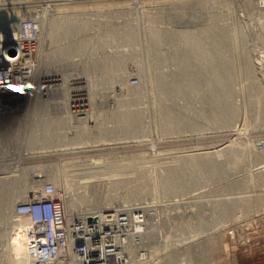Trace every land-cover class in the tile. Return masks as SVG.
<instances>
[{
  "label": "rangeland",
  "instance_id": "1",
  "mask_svg": "<svg viewBox=\"0 0 264 264\" xmlns=\"http://www.w3.org/2000/svg\"><path fill=\"white\" fill-rule=\"evenodd\" d=\"M59 1H61V2H59ZM73 1H77V0H53L51 2V4H53V5H57V4L59 5L60 4L63 6L64 5L71 6V5L76 4V6H78V7L84 6V8L86 10L82 8V10H84V12H85V14H83V15L86 17V19H87V17L91 18L93 20L96 19L94 22L95 24L91 26V23H89L87 25V23L84 21L86 19L82 15L83 17H81V20L80 19L79 20L81 21L82 24H86V27H87V28L82 27V29H81L82 34H80L81 33V31H80V32H77L75 34L74 33L71 34L72 37L71 36L69 37V35H68V38H66V36H67L66 35L63 37L64 39L62 37L57 39L56 40L57 44H55V45L54 44H45V46L48 45V47H45L43 45V47H45L46 50L51 49V48L54 49V47L56 50L57 49L56 46H58V48H61V47H62L61 49L64 48L65 52H64V50H60L62 54H58V50L53 51V49H52L51 51L53 52V54H54V52L55 53L57 52V54H55L53 56H51L52 52H51V54H49L48 64H46L45 67H41L40 72L45 70V69H49V70L53 71L56 68V70H59L63 73H67V74L70 73V75H73V74L78 75L79 74V75H81L79 77L86 78V79L80 78L79 79L80 82L78 80L74 81V82H77V84H75V86L79 87L80 95L77 98H80L82 100V102L80 103L81 106L79 105L77 107H72L73 103L69 102L71 100V99L69 100V97H70L69 90H68L67 86H64L65 90L62 88V79H60L59 76L55 77V78L48 79V80H46V77L41 78L42 77L41 76L40 77L41 79H39V82H40L39 85L42 87V89H41V87L39 88L38 84L36 85V81H35L33 83V85L31 86V88L29 86L28 88H26V90L20 89L18 91L19 93H17L19 95H16L13 98L5 100L3 97H0V132H1L0 133V148H1V150H0V152H1L0 153V165H1V161H3L2 159H4V161H5V159L7 160V158H9L10 161L7 160L6 163L4 161H3L4 163L2 162L4 164V166L11 163L10 165L11 166L13 165V167H15L16 169H17V167L19 168L21 166L22 167L26 166L28 168L27 173H24V174L19 173L18 171H12L11 170V171H8L7 174L1 176L0 180L2 177L5 178L7 176V180L9 182L6 181V185L4 187V190H0V191H6L8 193H13V194L18 193V195H19L20 192L22 191L21 190L22 187H25L24 185L28 184L27 182L29 181V178L33 177L32 175H38V174L42 175V179H43L44 183L45 182L53 183L54 181L52 180L51 176L55 172H52V171H56V170L58 171V172L57 171L56 172L59 173V175H61V179H66L69 182H71L72 179L69 180L70 177L65 176L66 175L65 171L67 170L66 168H68L67 166H69V165H66L65 162L67 163V162H69V160H70V162H72L74 159L76 161H80V159L86 160V159L97 158V157L107 158L109 156L110 157L118 156V157L125 158V157H129L131 155H136V154L139 155L140 153L141 154L145 153V156L148 154L147 158L150 159V157H153V155H154V157H153L154 160L152 161V163L148 162L149 159H148L147 163H144L147 167H150V168L152 167L151 169L149 168L152 171L151 172L152 175L150 174L149 170H146L147 167L144 164H142V165L139 164V165L146 167V169H144V167L141 168L138 164L136 166H137V168L139 167L138 170H140V171L144 170L143 173L145 174V179H144L143 173H142L143 176L142 175L140 176L141 172L139 173L138 170L132 169L136 172L130 170L131 168L134 167L133 165H132L133 167H131V166H130V168L127 167L125 169L126 170L128 169L127 171H129V173L131 171L134 173L129 174L124 169L127 173L124 172L125 173L124 179H123L124 176L121 174V177H122L121 180L122 181H119L120 178L119 177L117 178L118 175L116 177L111 178L112 180H113V178H115V180L117 179L119 181L120 185L118 184V187H117L118 189L116 187H112L111 184L108 185L110 183L109 181H112V180H108L106 185H102L103 188L101 186V188H98L96 190H83V188L81 187V185H83V184L81 182H80V184H78L79 180L75 181L76 183L74 181H72V182H74V183H72V186L76 185L75 187L71 186L70 187L71 189L69 190V194L71 195V198L74 199V202L76 204L75 205L76 209L74 211V214H75L74 217L79 218L82 215V213L86 209V206L88 203L87 199H89L90 196H93L98 192H101V193L103 192L107 195H110L112 193L114 194V191H111L114 189V190H117V192L115 191L116 193L120 192L119 194H121V190L123 193V191H124L123 189H125V188H126V190H132L134 187H138L140 190H144V189L145 190H152L151 186L153 185V188L155 190H159V191H157V193L153 194V195L148 194L146 197L147 198L152 197L154 199L164 201V202H162L164 204V207H163L164 209L162 211V215L168 221V224H166V231H171V233L173 234V231L181 230L184 232L185 231L188 232V234H196V232L194 231L193 223L195 221L197 223V220H194V222H193L192 219H195V218H193L191 216H189V217L192 219H190L188 221L187 220L184 221L182 219V225H178V226L174 225V223L179 220L175 216V214H177L181 210V207L183 205H186V207H187L188 201L190 200V198L185 199V197L187 195H190V194L197 195V193H199V192L203 193L202 194L203 195L202 199L204 200L203 205L200 206V201H199V204L195 203V205H198L199 208L193 210V212L190 213L191 215H193V213L194 214L198 213V210H206L207 208L210 209L216 199L226 198L228 200V197H232V201L227 202V203H232V205L231 204H225L223 212L225 215H228L227 216L228 218H226L225 220L229 219L230 216H234L237 219H236V221H233V222L228 221L229 225H226L225 227L218 229L217 232L215 231L212 233V231L214 230L212 227H211V229H209V230H211L209 232H207L205 230V232L209 235L203 237L202 241L203 240H205L206 242L212 241L213 243L209 242L206 249H205V245L202 246L203 247L202 252H196L195 250H193V251L188 250L190 248V245L194 244L195 242L189 243V244H183L182 246H180L181 248H176V247L172 246L170 242H168L167 243L168 247H171V248L173 247V249L175 251L179 250V253L177 252L178 253L177 257H173L172 255L169 257V259L174 261V262H170V261L167 262L164 260L165 264H172V263L173 264H182L183 258L185 256H188L189 259H192V260L194 259V261H192V263H194V264H227L229 262L230 254L232 252H234L235 250L241 248V247L248 246L250 244L252 235L256 234L258 232V230H260L261 227L264 226V208H263V206H264V194H262V192L264 193V189L262 192L260 191V193H261L260 195H262L263 198H261L260 201L258 200V202H257L258 208H257L256 207L257 203L254 204V197L259 195V191L254 192L255 191L254 188H256V190H257V187L252 186L254 184V181H252L249 178H246L248 176L247 175L248 172L246 170L248 168H250V165H247V164L254 165L253 163L257 162V160L255 162H253V160H254V158H252L253 151L256 150V152L259 155L262 154V152L264 153V149H263V151L262 150L257 151V148H256L257 145L259 146V144L264 143V94L262 95V91L264 92V90H263L264 88L259 87L258 93H260V95L258 94L259 96L257 97V100H256L257 105L255 104L254 101L251 102L250 98H248L250 95L248 94L247 88H246V86H247L246 82H245L246 81V75H245L244 71L242 72L243 64H244L245 60H243V64H241L243 52L245 54V51H243L242 49L245 48L248 51V52L247 51L246 52L248 53V58H249V65H250L249 68H252L251 75L249 77L252 78V76H253V78L255 77L256 79L258 77H260L258 80L260 82L261 81L263 82V83L261 82V84H263V87H264V76H263L264 75V64L262 66H260L261 64H257V62L259 60L255 56V45H258V44H259L258 45L259 51H263V55H264V29H260L255 25L256 19H255L254 13L251 11L252 6L250 7V4H248V7H247V6H245V4L243 5L242 3H241L242 4V6H241L240 4L236 5L237 3L235 4L232 2L233 6L235 5L234 7H231L233 12L231 13V15H229L230 19H226V21L227 20H231V21L235 20L236 23L239 24L240 29L238 26L236 28H237V30H240V32L244 35V38H245L244 39L245 41L241 40L243 43L240 44L239 43L240 41L238 42V44H240L241 48L239 45H237L235 47H238V48L233 49L231 47L232 42L229 40H227V42H223L222 40H220V42L216 41L217 44H212L216 47H221V48L222 47H226V48L231 47L230 49L227 48L229 50H226L225 53H226V59H227L226 63H232V64L231 65H224V66L227 67L229 70L232 69L236 75V76L232 77V78H234L233 79L234 81L231 82L232 85H230L232 90H233V87L236 89V90L234 89L233 92L231 90L232 96L234 94L235 98L230 97V99H231L230 102H228V101L227 102L230 104L232 103L234 109L237 108V110L238 109L239 110L237 111V114H238L237 117L235 119H232V121H230L231 123L230 122L228 123L230 125H228V124L226 125V122L224 123L223 121H220L218 123V121L214 122V120L212 119V117H214V115H217V113H221L224 110V108L222 107V104H216L211 98L207 97V90H205V91L203 90V89H205V87H204L205 83L204 82L202 83L203 85L201 87L203 89H201V90L196 89L195 92L192 91V92L188 93V95H185V94H187V92H184L187 90V87L184 85V84H186V82L182 83L183 86H185L181 89L182 93H181V91L179 93H177V92L175 93V91H174L176 89L175 83L173 81H171L172 77H173L172 75H174L173 72L174 71L176 72V70L181 71V68H179V67H184V66L177 67V66L173 65L171 63L172 59L170 58L171 57L170 53H173V52L178 53L179 51L180 52L183 51L182 53H184V50L186 53H193L195 51L192 49H189V47L184 44V42L181 40L183 38V36L181 34L178 35V33H177V35H176V33H174V32H173L174 34L171 33L175 37L174 38L173 36H171L170 32L172 31V29H174L173 27L176 28L175 29L176 31H178L179 29H183L184 27H185L184 29H186V30H188L189 28L195 29L196 27H197L196 28L197 30H199L200 28L201 29H203V28L208 29V25H210V17L218 13V12H216V13L213 12L212 4H210V2L208 0H205V1L200 0V2H195L194 0H184L185 1L184 4H185L186 8H181L184 5H182V2L180 0H122V1L118 0L120 2H118L117 0L116 1H114V0H102V1L101 0H99V1L98 0H94V1L93 0H83V2L78 0L77 1L78 3H76V2L73 3ZM79 1H80V3H79ZM87 1L89 4L87 3ZM21 2H20V4H21ZM57 2H59V3H57ZM20 4H19V6H17L18 3L12 4L11 7L13 10H18V14H25L26 16H28L27 12H30L29 9L33 6V3H31V0H27V1H25L24 7L21 6ZM172 4H174V5H172ZM175 4H176V6H175ZM195 4H197V5H195ZM198 4H199V6H198ZM217 4H218V6H222L219 3H217ZM9 5H10V2L6 5V7L4 6V9L7 8V6H9ZM91 5H93V6H91ZM90 6L92 8H90ZM94 6H95V9L93 8ZM173 6H174V8H172ZM0 7H3V6H0ZM141 7L142 8L144 7L145 11ZM22 8H26L27 10L26 11L22 10ZM79 8L81 9V7H79ZM123 8H124V10H123ZM128 8L131 11H129ZM138 8L140 10L142 9L141 12ZM88 9H90V10H88ZM121 9L123 12L120 11ZM147 9L154 11V13H152L151 11L147 12ZM182 9H184L185 11ZM214 9H215V7H214ZM241 9H244V10H241ZM117 10L119 11V13L122 12V15L118 14ZM134 10H136V11H134ZM137 10L139 13L137 12ZM114 11H116V13ZM132 11H134V13ZM167 11H169L171 13H169ZM209 11L213 14L211 15V13H209ZM86 12H87V14H86ZM143 12H145V14ZM178 12H180L181 14ZM111 13L114 15H112ZM142 13H143V15H141ZM134 14L136 15L135 17H133ZM171 14H173L174 16ZM148 15L149 16L152 15V17H154V18L158 17L159 15H160V17H163L165 15L164 17H166L165 18L166 21H167L168 17H170V20H171L172 16L174 17L171 20V21H174L172 23L168 19L169 20L168 22L172 25L171 31L168 32L169 34L164 33L168 36H166V35L164 36L162 34V32H163L162 29L165 30V28H163V27L168 28V26H169V28H171V26L168 25L169 23L166 21H165L166 22L165 23L164 18H160V17H158V20H157V18L155 20L154 18L151 19L152 17L151 18L149 17L150 21H148L149 19L146 18V17H148ZM181 15L184 17L183 18L184 20H182V21L179 20L180 17L182 19ZM137 16H138V19H140L141 17L143 18V20L147 19V21H148L147 24L150 23L151 26H149L150 25L149 24L148 25L149 27L147 29V27H145V26H147V24L145 25V23L147 21L146 20L143 21L142 19H141L142 22L140 21L141 23L137 22L138 20H135L136 24L137 23L138 24L134 25L135 21L133 22V20L135 18L137 19ZM178 16H180V17H178ZM110 17H111V19H110ZM116 17H118V21L120 20L121 22L116 21V19H117ZM113 18L115 19L114 21L112 20ZM121 18H123V19H121ZM159 18L161 19V21L163 20V22H161L159 20ZM125 22L126 23L129 22V25H128V23L126 25ZM113 23H114V25H113ZM110 24H111V26H110ZM116 24H117V26H119V24H121L120 29H119V27L116 29ZM165 24H167V26H165ZM106 25L107 26L109 25V26L107 27ZM112 25H113V28H111ZM142 25H145V26H142ZM98 26H99V28H97ZM122 26H124V27H122ZM93 27H95L96 29ZM137 27H141V28L144 27V28L139 30ZM151 27H153L152 30L155 31L158 36H160V34H162V36H160V38H162L164 36L165 39L162 38L161 39L162 42L158 43V45H156V47L153 46L154 44L152 41H151L152 43L149 42L148 45H150V46H149V49H147L148 45H147L146 40L150 36V33H151L150 28ZM155 27H156V29H155ZM84 28H86L87 30L89 29V30L87 31ZM135 28H137L138 31L135 30ZM160 28H162V29H160ZM109 29H111V30H109ZM121 29H123V30H121ZM144 29L147 31H145ZM117 30L118 31L120 30V31L118 32ZM175 30H173V31H175ZM123 31H126V34ZM133 31H134V33H133ZM139 31H141V32H139ZM221 31H222L221 33H224L225 35H227L225 31H223V30H221ZM255 31H257V34ZM84 32H85V35H84ZM143 32L148 34V37L147 36L144 37L141 34ZM210 33H212V32H210ZM137 35H138V37H137ZM0 37L2 38V40L5 39L2 32H0ZM88 37L92 40L89 41ZM139 37H143V38H139ZM166 37L167 38L170 37L168 39V42L166 40L167 39ZM176 37H178V38H176ZM65 38L67 39L66 41H65ZM71 38L73 40H71ZM95 38H97L98 41ZM127 38H130V40ZM137 38L139 40L142 39L143 43H142V40L140 43ZM144 38L146 40H144ZM76 39H77V41H76ZM176 39H178L180 41V42L175 41L176 44L179 43V45H177V46L174 44V40H176ZM60 40L62 43L59 42ZM81 40H82V43L85 40L86 44L85 43L82 44ZM117 40H118V42H117ZM6 41L9 42V40H6ZM7 42H5L3 47H5ZM63 42L64 43L67 42V44L65 45ZM76 42L77 43L79 42L78 44H80V45H78V44L77 45L80 47L76 46ZM144 42L146 45L144 44ZM164 42H166L167 45ZM170 42L173 44H170ZM180 43H181V45H180ZM59 44H61V45H59ZM63 44L66 47L62 46ZM53 45H54V47H53ZM142 45H144L146 47V49H142L143 48ZM173 45L175 46V48ZM74 46H76V47H74ZM97 46L102 47V48L99 49V48H97ZM166 46L168 48H170L171 50H173V49L174 50L171 51ZM170 46H173V48H171ZM181 46L183 49L181 48ZM73 47L75 49H73ZM89 47L92 48V50L89 49ZM94 47H95V49H93ZM161 47H162V49H161ZM68 48H70V49H68ZM78 48L80 49L79 51H78ZM150 48H152L153 50ZM163 48L164 49L167 48V50H164ZM186 48L188 51L186 50ZM66 49H68L69 51L67 50V52H66ZM260 49H262V50H260ZM74 50H76L77 52H75ZM143 50H145L146 52ZM159 50L162 52H160ZM148 51H150V53ZM154 51H155V53H153ZM69 52L70 53L72 52L73 54L75 53L74 56L71 57V54H69ZM240 52H241V54H240ZM143 53L144 54L147 53V54L143 56ZM152 53L153 54H159L161 57L164 55L163 56L164 59L160 58L164 62L163 61L161 62V60L159 59L160 60L159 62H161V64H159L158 66L161 65L160 68H158V66L157 67L152 66L151 63L156 62V61L152 60L153 59ZM79 55H81V57L83 56V58H81ZM116 55H118V56H116ZM121 56H123V57H121ZM146 56L147 57L149 56L151 59L148 57L149 58V60H148V58H146ZM229 56H231V57H229ZM111 57H114V59ZM115 57L116 58L119 57L122 59L119 62V60H115L116 59ZM142 60H143V62H142ZM146 60H148V62ZM149 61H151V63ZM202 61H204V60H200V61L194 60L193 62H202ZM144 62H145V64L141 65ZM83 63H84V65H83ZM105 63H106V65H105ZM148 63H150V65H151V66H149L150 69L147 67H146L147 69L146 68L143 69L145 66L148 65ZM163 63H165V64H163ZM259 63H261V62L259 61ZM56 64H58V65H56ZM59 64H62V65H59ZM169 65H171L170 67L172 69L169 68ZM105 66H107V68H105ZM193 67H195V68H193ZM193 67L188 66L187 69L190 68V70H192L194 72L196 70L197 71L196 75L198 76V74H199V79H204L202 81H206V79H208V77L210 76L209 72L208 73L205 72L206 71L205 67H202V66H200V67L193 66ZM104 68H105V70H103ZM164 68H166V69H164ZM202 68H204V69H202ZM151 70L154 72H151ZM161 70L162 71L166 70V71L162 72ZM199 71L201 73H204V74H201ZM145 72H146V75H143V74H145ZM259 72L261 73L260 75L263 74L262 75L263 79L259 75ZM151 73H155V74L153 75ZM255 73H257V75ZM150 74L156 78L159 75L163 74V77L168 81V83L171 82L170 88H171V91L173 92L172 94H174V95H172L171 92L169 93V91L166 94L162 90L161 91H159L158 89H157L158 91L155 90L156 86L151 85L153 83L155 84V81L153 80L154 77H151ZM40 75H43V74L41 73ZM200 75H202V76H200ZM147 77H148V79H147ZM176 78L182 80L183 76L178 75ZM70 79L71 78H69V79L67 78V80L69 82H70ZM33 80H34V77H33ZM84 80L86 82L88 81V83L86 84V82H84ZM134 80H136V82H135L136 84L132 83V81H134ZM150 80L152 83L150 82ZM241 81H242V84L240 83ZM259 81L256 83V85L262 86L261 84L259 85ZM66 82L67 81H65V83H64L65 85H66ZM146 82L148 83V86H146L147 85ZM179 83H181V82L179 81ZM53 84L54 85L60 84L61 90H59L55 94L46 93L47 90H45L44 88H46L47 86L53 85ZM120 84H122L121 87L123 86L122 87L123 89L122 88L118 89V88H120ZM116 85H118L119 87ZM130 85H136L135 86L136 88L131 90L130 87H134V86H130ZM36 86H38V88H39V95L41 96V94H42V99L40 98V100L43 101L45 98L47 99V98L51 97L50 99L46 100L49 103L48 105L39 106V107L33 106V99H34V93L36 92L35 91ZM146 87H149V88L146 90ZM151 87H153L152 90L150 89ZM116 89L120 90V92L117 91ZM136 89H139L140 91L138 93H135L136 94L135 95L134 92ZM62 90H63V92H62ZM129 91H131V92L129 93ZM155 91L157 92V94L155 93ZM65 92L67 93V96L63 95ZM150 93L154 97L156 96L157 98L162 99V101L157 99L159 101V103H156L154 101V100H156L155 99L156 97L155 98L152 97V95ZM199 93L202 94V96ZM240 93L243 94V99H242V95ZM114 94H115V96H114ZM194 94H196V96ZM239 94H240V96H238ZM0 95L3 96L4 94H0ZM51 95H53V96H51ZM161 96H163V97H161ZM185 96L186 97L190 96V97L186 98ZM149 97L150 98L152 97V98L150 99ZM203 99H205V100L208 99L209 101L208 100L205 101ZM149 101L152 104V106H154V105L155 106L151 107L150 106L151 104L149 103ZM84 102H85V104H83ZM243 102H244V104H243ZM164 104H165V107L166 106L170 107V108L167 107L168 108V109L166 108L167 110L172 109V107L177 108V109L170 110V112L172 114L176 115L177 117H179L180 119H183V121L181 120V122L183 124L178 123L179 125H177V126H181L180 128L175 126L173 128L167 129L165 133L163 132L162 127L158 126V125H162V123H161L162 120H161L160 116H162V112H163V110L161 108H165ZM242 104H243V107L241 106ZM178 106L181 110L178 108ZM85 107L89 110L91 117H92V118L91 117L88 118L89 121L85 119L86 120L85 124L88 122L87 123L88 127H91V125L92 126L96 125L97 123H98L97 125L99 127H101V129H103V130H105L106 128L109 129L111 127L109 130H111L112 132H115V131L119 132V133H117L118 136L116 135V137H114V136L113 137H106L104 139L106 141L110 140V141H112V143L113 142L115 143L118 141L121 143L124 142L125 144L122 143V145L120 144L121 146L119 145L118 147H117V145L113 144L116 146L115 147V146H112L111 145L112 143H111V144H109V146L105 145L104 146L105 148H103V147L102 148L99 147L96 149L90 148L91 150H88V151L65 153L67 150H63L64 147L66 148V146L70 145V143H72V141H73V139L68 137L71 135L70 131H68V130L70 129V127H72L74 125L72 123L73 121L71 120V118H68V119L66 118L68 116L67 114L74 113L75 116L78 118L79 116H83V114H81V113H84L83 112L84 110H87ZM150 107L152 109H157V110L159 109L158 110L159 112L157 111L158 114H157V112L152 110ZM135 109L137 110L136 112L139 111L138 112L139 114H140V112L143 113V115L140 114V116H141L140 126L142 129L139 126L140 129L138 128L137 131L131 132L130 134H123V132H121V131L124 130L123 126H125V124H124V120L123 119L121 120V118H122L121 114L122 113L124 114L125 112H129V111H135ZM214 109H215V111H214ZM78 110L81 113L80 112L78 113L77 112ZM119 110H120V112H119ZM116 111H118L119 113L118 112L116 113ZM152 111L156 115L154 113L150 115V113H152ZM175 111L177 112V114ZM207 111L209 112L210 116H209V114H207ZM210 112L212 114L213 113L214 114L212 115ZM243 112H244V114L239 116V113L241 114ZM77 113H78V115H77ZM204 113L208 117H206V115ZM114 114L116 115V119L114 118L115 117ZM118 114H120V115H118ZM153 115H154L153 119H155V121L152 119ZM182 115L186 119L183 118ZM243 115H244V117H243ZM117 116H119V117H117ZM150 116H152V117L150 118ZM242 117H243V119H242ZM119 118H120V121L123 123L120 124ZM156 118H157V120H159L158 123H157ZM54 119H57L58 121H55ZM117 119H118L119 123H118ZM44 120H53L57 123L58 129L56 130V133L59 136H57L56 134L51 135L50 126L47 130L43 126H40L39 128L37 127L38 129L33 127V124L35 125L36 123L41 125L44 122ZM188 120H189V122H188ZM190 120H191V123H190ZM95 122H96V124H93ZM185 123H187L188 125H186ZM115 124H117V125H115ZM118 125H119V128H117ZM157 126H158V128H157ZM187 126H188V128H187ZM115 128H117V129H115ZM234 128H236V129L239 128L238 132H236L234 130ZM107 129H106V131H107ZM157 129H158V131H157ZM32 131H33V133H32ZM68 132H69V135H68ZM120 132L122 133L121 135H120ZM52 133H53V131H52ZM132 133H133V135H131ZM28 134L31 138L28 136ZM31 134H33V135L31 136ZM44 135L48 137V141L46 140V137L43 139ZM125 135H127V136H125ZM35 136L39 139H36ZM97 136L99 137V139H101L99 134L97 135V133H96L95 135L91 134V138H89L88 140L91 141L93 137H95V138H93V140L96 138L98 139ZM28 137L31 140L26 142L28 140ZM140 138H141V140H140ZM34 139H35V141L38 140L39 142L37 141L38 143L36 142L37 143L36 144L34 142ZM142 139H144V140L146 139V140L144 141ZM44 140H46V141H44ZM132 140L133 141L136 140L135 143ZM147 140H148V142H147ZM30 141H32L33 143ZM234 141H237V142L239 141V143L237 145L240 146V148L238 146L236 147V145H235V147H232V152L240 153L241 155L245 154L244 157L241 156V159L243 161V162H241V164H243V165H241L239 167V169L230 170L227 166L230 164H233V163H229V162H231L230 155L232 154V152L230 154H226L225 157H224V155H225L224 154L222 156H219V160L218 159L217 160L222 162V164H220V166L223 164L225 165V166L223 165V167L224 168L226 167V168L222 169V171H225L226 174H224L225 172H222L218 176V178L208 180L209 177L204 176V175H207V173H208L207 172L208 168H205L206 170L204 169L205 170L204 175L200 176V177H202V179H201L202 181L198 185H194L197 183L196 182L192 186H190L188 189H185L188 191H182L181 192L179 190L186 188V187H180L179 182H185L191 176H188L187 178L182 177L179 180L178 179L176 180L178 183L175 181L176 182L175 183V185H176L175 190H177V191L173 192V196L171 198L167 197L165 190L160 186V184H161L160 180H161V174H162L161 172H163V170H164L163 165L165 163H163V165L158 164L162 161H158L159 156L157 155L158 158H156L155 157L156 154H158V153L162 154L163 158L167 159V158L172 157V154H177V153L179 154V153H181V152L183 153L185 151H186L185 153H189V149L191 150L192 147L193 148L202 147V146L206 147L209 145L210 146L212 145L213 147H215L214 145L227 144L229 142H234ZM29 142H30V144H29ZM136 142H138V144ZM31 143L33 145H35V148L38 147L36 149V151L37 150L48 151L49 147H51L52 149H59L58 151H62V153L60 152L61 154L59 153L56 155H52L50 153L48 155V153H46V154L44 153V154H40V156L39 155L36 156L34 154H27L25 156V158H24V156L21 157L20 155L17 154V152L19 154H22L28 148V146H33V145H31ZM130 143H131V145H130ZM139 143H141V144H139ZM126 144H128V145H126ZM246 144H248L247 145L248 148L245 146ZM242 145H243V147H242ZM249 146H251L250 149H249ZM33 147H31V148L33 149ZM24 148H26V149H24ZM175 148H179V151L181 149L182 150L179 152L178 149H175ZM245 148H246V150H245ZM186 149H188V150H186ZM238 149H240V150H238ZM20 150H22V151H20ZM243 150L245 151V153ZM242 152H243V154H242ZM246 152H247V154H246ZM14 154L16 156H14ZM24 154H26V153H24ZM28 155H29V157H28ZM137 155L131 156V157L136 158ZM10 156H12V158ZM249 156H251L250 157L251 159L248 158ZM13 157H15V158H13ZM246 157H247V159H246ZM263 157H264V154H263V156L261 155L258 158V161L260 158L262 159ZM19 158H21V160L17 162V160ZM153 158H151V159H153ZM226 158L229 159L230 161L226 160ZM58 159H59V162H58ZM156 159H157V161H155ZM14 160H16V161H14ZM225 160L227 162H224ZM7 162H9V163L7 164ZM15 163H17V164H15ZM148 163H149V165L151 164L152 166H149ZM225 163L226 164L229 163V164L226 166ZM3 164H2V166H3ZM168 164L170 165V163H168ZM168 164H166V166ZM172 164H173V162H172ZM65 165H66V167H65L66 170L64 169L62 171V166L64 167ZM244 165H246V166H244ZM11 166H8V167H11ZM158 166L161 167L162 169L158 168ZM220 166L218 168L219 171L221 170V168H223L222 166L220 168ZM164 167H165V165H164ZM241 167H243V169ZM137 168H135V169H137ZM245 168H247V169H245ZM39 169H40V171H39ZM54 169H56V170H54ZM238 170L241 172H239ZM60 171H62L63 174ZM171 171H173V170H171ZM51 172H52V175H50ZM136 173H138L139 178H137V180L132 179V178H136L135 177V176H137ZM131 174H134L135 176L131 177ZM62 175H64L66 178H63ZM126 176H128V177H126ZM146 176H148L152 179H148ZM71 178H72V176H71ZM35 179H37V178H35ZM107 179H110V178H107ZM146 179H148V180H146ZM252 179H254V178H252ZM133 180H135V182L137 181V183L139 185L136 184ZM105 181H107V180H105ZM124 181H125V186H126V184H128L127 185V186H129L128 188L127 187L124 188V184H123ZM239 182H240V184H239ZM42 183H40V187H41ZM121 183L123 184V186H121L122 185ZM131 184H134L135 186L131 185ZM107 186H108V188H107ZM104 187H106V188H104ZM262 188H264V184L259 189L261 190ZM0 189H3V187L1 186ZM107 189L110 190L111 193L110 192L108 193ZM251 190H254V191H251ZM176 192H178V193H176ZM229 192H231L232 194L231 193L229 194ZM249 192L253 193L256 196H254L253 194L250 195ZM101 193H98L96 195H99ZM177 194H179V195H177ZM246 197H249L250 199L247 200ZM237 198H240V199L244 198L245 201L244 202H241L240 200L236 201V200H238ZM23 200H27V199H25L24 197L23 198L21 197V201H23ZM150 200H153V199H150ZM139 201H143V200H139ZM15 203H14V205H15ZM134 203H136V202H134ZM204 203H206V204H204ZM222 203H225V202H221L216 206H219ZM178 205H182V206L178 207ZM115 206L116 205L112 206V208H109V209L102 208L103 209L102 211L111 210V209L113 210V209H115ZM186 207L183 208V210L187 209ZM193 208H195V207H193ZM109 212H111V211H109ZM96 213H98V212H96ZM91 214H94V213H91ZM183 215H188V214H186L184 212ZM215 221H218V220H214V219L209 220V222H215ZM5 227L6 226H5L4 222L2 221V219H0V244H2V242H3V239H2L3 234L2 233L4 231H6ZM163 227L164 226H162V228ZM170 237L171 236L167 235V238H170ZM171 238L174 240L180 239V237H176L175 234H173ZM208 238H210L211 240L210 239L207 240ZM195 239L200 240V239L196 238V236H195ZM154 240H152V241H154ZM179 243H181V242H178V244ZM165 247L168 248L166 245H165ZM153 249H154L153 254H155L160 250V246L154 245ZM192 252H193V254H192ZM192 255H193V258H192ZM174 258L177 260L176 261L173 260ZM206 259H207V262H205Z\"/></svg>",
  "mask_w": 264,
  "mask_h": 264
},
{
  "label": "bare ground",
  "instance_id": "2",
  "mask_svg": "<svg viewBox=\"0 0 264 264\" xmlns=\"http://www.w3.org/2000/svg\"><path fill=\"white\" fill-rule=\"evenodd\" d=\"M22 0H12L11 2H10V5L9 6H7V8H5L4 9V6L3 7H0L1 9H0V32H2L3 33V36H4V40H2V38L0 37V47H3L4 46V44H5V42H6V40H8V39H12V38H15V37H19V36H21L22 34H23V31H22V26H21V21H22V19H23V17L24 16H26L25 14H18V10H13L12 9V7H11V5L12 4H17L18 3V5L17 6H19V4H20V2H21ZM78 1V0H77ZM77 1H73V3L74 2H76V3H78ZM80 1H82L83 2V0H80ZM80 1H79V3H80ZM94 1V0H93ZM99 1V0H98ZM102 1V0H101ZM114 1H116V0H114ZM118 1V0H117ZM120 1H122V0H120ZM120 1H118V2H120ZM181 2H182V5H184L183 7H181V8H186L185 7V4H184V0H180ZM211 1H218V0H211ZM17 2V3H16ZM23 2V1H22ZM21 2V3H22ZM55 2V1H54ZM53 2V3H54ZM59 2H61V1H59ZM59 2H57V3H59ZM72 2V1H71ZM70 2V3H71ZM90 2V1H89ZM108 2V1H107ZM222 2H223V7L226 9L225 11H223V13L222 14H220V15H214V16H211L210 17V25H208V29L207 28H203V29H201L200 27V29L199 30H197L196 28L195 29H188V30H186V29H179L178 31H176L175 29V27H173L174 29H172V25L168 22L169 20H170V17H168L167 18V21H166V17H160V15L158 16V17H160V18H164V22L166 21V22H168L167 24L168 25H170L171 26V28H169V26H168V28L167 27H163V28H165V30H163L162 28H160V29H162V34L165 36L169 31H171V29H172V31L170 32V34L171 33H176V35H177V33H178V35L179 34H181L182 36H183V38L181 39L183 42H184V44L185 45H187L188 47H189V49H192V50H194L195 52H193V53H186L185 52V50H184V53H182V52H178V53H176V52H173V53H170L171 54V59H172V61H171V63L173 64V65H175V66H177V67H179V66H184V67H179V68H181V71H177L176 70V72L174 71L173 72V74L174 75H172L173 77H172V80L171 81H173L174 83H175V87H176V89L174 90L175 91V93L177 92V93H179L180 91H181V93H182V88L183 87H187V90L186 91H184V92H187V94H185V95H188V93H190V92H192V91H196V89H198V90H201V89H203V88H201L202 87V83L204 82L205 84H204V87H205V89H203L204 91L205 90H207V97L208 98H211L216 104H222V107L224 108V110L221 112V113H217V115H214V117H212V119L214 120V122H217L218 121V123L220 122V121H223L224 123L226 122V125L230 122V121H232V119H235L236 117H237V111L239 110H237V108H235L234 109V107H233V105H232V103L230 104V103H228V102H230V97H232V98H235L234 96V94H233V96H232V92H233V90L235 89L234 87H233V90L231 89V86L230 85H232V83L231 82H233L234 80V78H232L233 76H236L235 75V73L233 72V70L232 69H228L227 67H225L224 65H231L232 63H226V53H225V51L226 50H229L231 47L234 49V48H238V47H235V46H237V45H239L240 46V44L241 43H243L241 40H243V41H245L244 39V35L240 32V30H237V26L239 27V24H237L236 23V21L235 20H233V21H231V20H227L226 21V19H230V17H229V15H231V13L233 12L232 11V8L231 7H234L233 6V3L232 2H230V1H226V2H224L223 0H222ZM56 3V2H55ZM69 3V2H68ZM87 3H88V1H87ZM232 3V4H231ZM89 4V3H88ZM107 4V3H106ZM211 4V3H210ZM236 4V3H235ZM238 4H240L241 6H242V4L241 3H237L236 5H238ZM21 5V4H20ZM24 5V4H23ZM23 5H21V6H23ZM53 5V4H52ZM58 5V4H57ZM71 5V4H70ZM108 5V4H107ZM110 5V4H109ZM172 5H174V4H172ZM195 5H197V4H195ZM220 5H222V4H220ZM244 5V4H243ZM20 6V7H21ZM91 6H93V5H91ZM90 6V8H92ZM175 6H176V4H175ZM198 6H199V4H198ZM216 6H218V4H216ZM6 7V6H5ZM24 7V6H23ZM26 7V6H25ZM79 7H81V9L79 8ZM76 6V4L75 5H71V6H67V5H64V6H61L60 4L58 5V6H55L54 7V10L51 12V15H45V13L44 14H40V13H36V16H37V18H36V23L38 24V29H39V35L41 36V40H40V43H39V47H38V52H37V55H36V58H34L33 59V61H32V66L31 67H29L28 68V71L30 72L29 74H26L25 75V80H23V76L21 77V78H17L15 81H13V83H12V85H10V89L9 90H7L6 88H9V85H8V81H6V80H3L2 82H0V89H2L3 87H5V89L4 90H7V91H5L3 94V96H1L0 95V97H3L5 100L6 99H10V98H13V97H15L16 95H19V94H17V93H19L18 91L20 90V89H22V90H26V88H28L29 86H30V88H31V86L33 85V83L36 81V85L38 84V86H39V88L41 87L40 85H39V79H41V78H44V77H46V80H48V79H51V78H55V77H60V79H62V88L65 90V88H64V86H67V88H68V90H69V93H70V97H69V102H71V103H73V106L72 107H77V106H81V102H82V100L80 99V98H77L79 95H80V91H79V87H77V86H75V84H77V82H74V81H76V80H78L79 81V79L80 78H82V79H86V78H83V77H79V76H81V75H75V74H73V75H70V73L69 74H67V73H63V72H61V71H59V70H56V68H55V70H49V69H45V70H43V71H41L40 72V68L41 67H45L46 66V64H48V61H49V54H51V50L53 49V48H51V49H45V47H48V45L47 46H45V44H57V39H59V38H63L64 36H66V38H68V35H69V37L71 36L72 37V35L71 34H75V33H77V32H80L81 31V29H82V27H86V24H82L81 23V17H83L84 15L83 14H85V12H84V10H82V8L83 9H85L84 8V6L82 7V6ZM89 7V6H88ZM135 7V6H134ZM138 7V6H137ZM140 7V6H139ZM247 7H248V5H247ZM250 7H251V5H250ZM87 8V7H86ZM94 9H95V6L93 7ZM127 8V7H126ZM142 8V7H141ZM171 8V7H170ZM172 8H174V6L172 7ZM93 9V10H94ZM120 9V8H119ZM118 9V10H119ZM135 9V8H134ZM139 9V8H138ZM143 10L145 9L144 7L142 8ZM141 9V10H142ZM197 9V8H196ZM213 9H214V7H213ZM86 10V9H85ZM88 10H90V9H88ZM117 10V11H118ZM123 10H124V8H123ZM128 10L129 11H131L129 8H128ZM140 10V9H139ZM141 10H140V12H141ZM179 10V9H178ZM182 10H184V9H182ZM210 10V9H209ZM241 10H244V9H241ZM250 10V9H249ZM120 11H122V9L120 10ZM134 11H136V10H134ZM134 11H132L133 13H134ZM145 11V10H144ZM149 11H151V10H149V9H147V12H149ZM180 11V10H179ZM185 11V10H184ZM88 12V11H87ZM87 12H86V14H87ZM115 13H116V11H114ZM113 12V13H114ZM123 12V11H122ZM122 12L121 13H119V11H118V14H121L122 15ZM137 12H138V10H137ZM146 12V13H147ZM152 13H154V11H151ZM167 12H169V11H167ZM241 12V11H240ZM245 12V11H244ZM247 12V11H246ZM249 12V11H248ZM136 13V12H135ZM139 13V12H138ZM137 13V14H138ZM144 14H145V12H143ZM143 13L141 14V15H143ZM156 13V12H155ZM169 13H171V12H169ZM178 13H180V12H178ZM185 13V12H184ZM209 13H211L210 11H209ZM112 14V13H111ZM150 14V13H149ZM157 14V13H156ZM163 14V13H162ZM165 14V13H164ZM181 14V13H180ZM213 14V13H212ZM83 15V16H82ZM112 15H114V14H112ZM126 15V14H125ZM140 15V16H141ZM147 15V14H146ZM171 15H173V14H171ZM177 15V14H176ZM179 15V14H178ZM184 15V14H183ZM237 15V14H236ZM109 16V15H108ZM116 16V15H115ZM129 16V15H128ZM127 16V17H128ZM136 15L134 14V16L133 17H135ZM139 16V15H138ZM138 16H137V19L135 18L134 20H133V22L135 21V20H138L137 22H142V20H143V18L141 17H139L140 19H138ZM174 16V15H173ZM171 17V20L174 18V17ZM182 16V15H181ZM256 16V15H255ZM85 17V16H84ZM132 17V18H133ZM144 17V16H143ZM149 17L151 18L152 17V15L151 16H149L148 15V17H146L147 19H149ZM158 17H156L157 18V20H158ZM178 17H180V16H178ZM232 17V16H231ZM234 17V16H233ZM117 19H116V21H118V17H116ZM154 17H152L151 19H153ZM156 18H154L155 20H156ZM159 18V20L161 21V19ZM184 17L182 16V19H181V17H180V21H182V20H184L183 19ZM241 18V17H240ZM257 18V17H256ZM80 19V20H79ZM83 19V18H82ZM85 19H86V17H85ZM110 19H111V17H110ZM121 19H123V18H121ZM125 19V18H124ZM129 19V18H128ZM142 19V20H141ZM147 19H144V20H146L147 21ZM169 19V20H168ZM177 19V18H176ZM96 20V19H95ZM95 20H93V19H91V18H88L87 17V19L86 20H84L86 23H87V25L89 24V23H91V26L92 25H94L95 23ZM109 20V19H108ZM113 21L115 20L114 18L112 19ZM126 20V19H125ZM143 20V21H144ZM170 20V21H171ZM225 20V21H224ZM241 20V19H240ZM78 21V22H77ZM120 21V20H119ZM118 21V22H119ZM145 21V22H146ZM148 21H150V19L148 20ZM148 21L145 23V25L148 23ZM154 21V20H153ZM152 21V22H153ZM224 21V22H223ZM235 21V22H234ZM256 21V20H255ZM254 21V22H255ZM109 22V21H108ZM107 22V23H108ZM117 22V23H118ZM121 22V21H120ZM140 22V23H141ZM158 22V21H157ZM161 22H163V20L161 21ZM165 22V23H166ZM172 22H174V21H171V23ZM241 22V21H240ZM110 23V22H109ZM112 23V22H111ZM126 23V22H125ZM128 23V25H129V22H127ZM127 23H126V25H127ZM139 23V24H140ZM143 23V24H144ZM155 23V22H154ZM177 23V22H176ZM138 24V23H137ZM136 24V21H135V23H134V25H137ZM150 24V23H149ZM149 24H147V26H145V25H142V26H145V27H147V29H148V27L149 26H151V24L149 25ZM156 24V23H155ZM167 24H165V26H167ZM214 24V25H213ZM237 24V25H236ZM97 25V24H96ZM99 25V24H98ZM113 25H114V23H113ZM113 25H112V27L111 28H113ZM120 25L121 24H119V26H117V24H116V29L119 27V29H120ZM125 25V24H124ZM141 25V24H140ZM149 25V26H148ZM183 25V24H182ZM255 25L258 27V28H260V29H264V14L263 15H261V16H259V20L258 21H256V23H255ZM90 26V27H91ZM107 26V25H106ZM109 26V25H108ZM107 26V27H108ZM110 26H111V24H110ZM156 26V25H155ZM174 26V25H173ZM213 26V27H212ZM122 27H124V26H122ZM157 27V26H156ZM156 27H155V29H156ZM177 27V26H176ZM87 28V27H86ZM86 28H84V29H86ZM93 28H95V27H93ZM97 28H99V26L97 27ZM115 28V27H114ZM129 28V27H128ZM127 28V29H128ZM139 30L140 29H143L144 27H137ZM137 28H135V30H137L138 31V29ZM181 28V27H180ZM96 29V28H95ZM153 29V27H151L150 28V36H149V38L146 40L145 38H144V40H146L147 41V45H148V43L149 42H153V46H155L156 47V45H158V43H161L162 42V38H164L165 39V37L163 36L162 38H160V36H162V34H160V36H158L157 35V33L155 32V31H153L152 30ZM154 29V30H155ZM158 29V28H157ZM167 29V30H166ZM239 29H240V27H239ZM87 30V29H86ZM89 30V29H88ZM87 30V31H88ZM109 30H111V29H109ZM114 30V29H113ZM121 30H123V29H121ZM145 30V29H144ZM173 30H175V31H173ZM221 30H223V31H225L226 32V34L227 35H225L224 33H221L222 31ZM84 31V30H83ZM91 31V30H90ZM93 31V30H92ZM95 31V30H94ZM118 31V30H117ZM120 31V30H119ZM118 31V32H119ZM142 31V30H141ZM141 31H139V32H141ZM145 31H147V30H145ZM166 31V32H165ZM96 32V31H95ZM94 32V33H95ZM123 32H125V34H126V31H123ZM210 32H212V33H210ZM89 33V32H88ZM130 33V32H129ZM133 33H134V31H133ZM137 33V32H136ZM164 33H166V34H164ZM173 33V34H174ZM80 34H82V31H81V33ZM79 34V35H80ZM87 34V33H86ZM91 34V33H90ZM124 34V33H123ZM139 34V33H138ZM144 37L145 36H147L148 37V34H146L145 32H143V33H141ZM169 34V33H168ZM219 34V35H218ZM223 34V35H222ZM78 35V36H79ZM84 35H85V32H84ZM88 35V34H87ZM141 35V36H142ZM116 36V35H115ZM140 36V35H139ZM166 36H168V35H166ZM171 36H173L172 34H171ZM80 37V36H79ZM137 37H138V35H137ZM146 37V38H147ZM174 37V36H173ZM65 38V41L67 40ZM89 38V37H88ZM87 38V39H88ZM93 38V37H92ZM139 38H143V37H139ZM167 38V37H166ZM170 38V37H169ZM169 38H167L166 40H167V42H168V39ZM175 38V37H174ZM176 38H178V37H176ZM64 39V38H63ZM81 39V38H80ZM94 39V38H93ZM95 39H97V38H95ZM101 39V38H100ZM127 39H129L130 40V38H127ZM138 39V38H137ZM136 39V40H137ZM172 39V38H171ZM62 40V39H61ZM61 40L59 41V42H61ZM71 40H73L72 38H71ZM75 40V39H74ZM79 40V39H78ZM83 40V39H82ZM82 40H81V43H82ZM90 40H92V39H90L89 38V41ZM139 40V39H138ZM137 40V41H138ZM142 40V39H141ZM141 40H139V42L141 43ZM220 40H222L223 42H227V40H229V41H231L232 43V45H231V47L229 48V47H227V48H229V49H227L226 47H216V46H214V45H212V44H217L216 43V41L217 42H220ZM64 41V42H65ZM76 41H77V39H76ZM95 41V40H94ZM97 41H98V39H97ZM100 41V40H99ZM127 41V40H126ZM135 41V40H134ZM175 41H178V42H180L178 39H176V40H174V44L177 46V45H179V43L178 44H176L175 43ZM240 41V42H239ZM58 42V43H59ZM63 42V43H64ZM87 42V41H86ZM117 42H118V40H117ZM151 42V43H152ZM182 42V43H183ZM238 42L240 43V44H238ZM62 43V42H61ZM79 43V42H78ZM77 42H76V46L77 47H80V46H78V45H80V44H78ZM83 43H85V40H84V42ZM82 43V44H83ZM92 43V42H91ZM96 43V42H95ZM142 43H143V40H142ZM165 44H166V42H164ZM65 45L67 44V42L66 43H64ZM64 44L62 45V46H64ZM78 44V45H77ZM86 44V43H85ZM144 44H145V42H144ZM170 44H173V43H171L170 42ZM43 45L45 46V47H43ZM54 45H53V47H54ZM59 45H61V44H59ZM70 45V44H69ZM146 45V44H145ZM167 45V44H166ZM180 45H181V43H180ZM76 46H74V47H76ZM96 46V45H95ZM149 46L150 45H148L147 46V49H149ZM174 46V45H173ZM173 46H170L171 48H173ZM183 46V45H182ZM182 46H181V48H182ZM57 47V49L55 50V47H54V49H53V51L55 50V51H57L58 50V54H62L61 53V51L60 50H64V52H65V49L63 48V49H61V48H58V46H56ZM60 47V46H59ZM64 47H66V46H64ZM73 47V49H75ZM142 49H146V47L144 46V45H142ZM160 47V46H159ZM165 47V46H164ZM167 47V46H166ZM179 47V46H178ZM97 48H99V49H101L102 47H98L97 46ZM168 48V47H167ZM167 48L166 49H164V50H167ZM174 48H175V46H174ZM240 48H241V46H240ZM68 49H70V48H68ZM68 49H66V52H67V50ZM89 49H91L92 50V48H90L89 47ZM93 49H95V47L93 48ZM150 49H152V48H150ZM161 49H162V47H161ZM168 49H170V48H168ZM183 49V48H182ZM46 50V51H45ZM77 50V49H76ZM76 50H74L75 52H77ZM80 49L78 48V51H79ZM153 50V49H152ZM156 50V49H155ZM163 50V51H164ZM171 50V49H170ZM174 50V49H173ZM173 50H171V51H173ZM176 50V49H175ZM186 50H187V48H186ZM232 50V49H231ZM243 51H245V54H244V52H243V54H242V62H241V64H243V60H245V62H244V64H243V70H242V72L244 71L245 72V75H246V88H247V92H248V94L250 95L248 98H250V101L251 102H255V104L257 105V97L260 95V93H258L259 92V87H261V88H264L263 87V84H261V82L258 80L260 77H258L257 79L254 77L253 78V76H252V78L251 77H249L250 75H251V70H252V68H249V58H248V51L244 48V49H242ZM69 51V50H68ZM71 51V50H70ZM143 51H145V50H143ZM160 51V50H159ZM188 51V50H187ZM247 51V52H246ZM146 52V51H145ZM144 52V53H145ZM149 53H150V51H148ZM147 52V53H148ZM160 52H162V51H160ZM90 53V52H89ZM93 53V52H92ZM102 53V52H101ZM143 53V56L144 55H146V54H144ZM153 53H155V51L153 52ZM152 53V54H153ZM159 53V52H158ZM55 54H57V52L55 53L54 52V54H53V52H52V55L51 56H53V55H55ZM69 54H71V57L72 56H74V54L71 52H69ZM73 54V55H72ZM78 54V53H77ZM88 54V53H87ZM162 54V53H161ZM240 54H241V52H240ZM151 55V54H150ZM80 57H81V55H79ZM87 56V55H86ZM101 56V55H100ZM99 56V57H100ZM116 56H118V55H116ZM142 56V57H143ZM164 56V55H163ZM163 56L161 57L159 54H153V59L152 60H154V61H156V62H152L151 63V61H149L151 64H152V66H154V67H157L159 64H161V62L163 61V60H161V59H164L163 58ZM95 57V56H94ZM121 57H123V56H121ZM149 57V56H148ZM147 56H146V58H148ZM166 57V56H165ZM229 57H231V56H229ZM81 58H83V56L81 57ZM107 58V57H106ZM111 58H113L114 59V57H111ZM116 58V57H115ZM150 58V57H149ZM149 58H148V60H149ZM161 58V59H160ZM85 59V58H84ZM122 58H119V57H117L115 60H119V62H120V60H121ZM142 59V58H141ZM151 59V58H150ZM161 60V62H159L160 60ZM86 60V59H85ZM103 60V59H102ZM105 60V59H104ZM148 60H146L147 62H148ZM168 60V59H167ZM194 60H198V61H200V60H204V61H202V62H193ZM145 61V62H146ZM169 61V60H168ZM167 61V62H168ZM189 61V62H188ZM142 62H143V60H142ZM145 62L143 63V64H141V65H144L145 64ZM164 62V61H163ZM170 62V61H169ZM86 63V62H85ZM150 63H148V65L147 66H145L143 69H145L146 67L147 68H149V66H151L150 65ZM140 64V63H139ZM163 64H165V63H163ZM240 64V65H241ZM56 65H58V64H56ZM59 65H62V64H59ZM83 65H84V63H83ZM105 65H106V63H105ZM109 65V64H108ZM172 65V66H173ZM171 65H169V68H171L170 67ZM188 66L190 67V66H196V67H200V66H202V67H205L206 69V71L205 72H209V77H208V79H206V81H202V80H204V79H199V74H198V76L196 75L197 74V71L195 70V72L194 71H192V70H190V68L189 69H187L188 68ZM161 67V65L160 66H158V68H160ZM176 67V68H177ZM52 68V67H51ZM61 68V67H60ZM63 68V67H62ZM105 68H107V66H105ZM105 68L103 69V70H105ZM109 68V67H108ZM146 68V69H147ZM152 68V67H151ZM193 68H195V67H193ZM150 69V68H149ZM156 69V68H155ZM164 69H166V68H164ZM172 69V68H171ZM197 69V68H196ZM202 69H204V68H202ZM62 70V69H61ZM153 70V69H152ZM151 70V72H154V71H152ZM198 70V69H197ZM65 71V70H64ZM145 71V70H144ZM148 71V70H147ZM146 71V72H147ZM162 71V70H161ZM164 71V70H163ZM162 71V72H163ZM166 71V70H165ZM164 71V72H165ZM171 71V70H170ZM192 71V72H191ZM40 72V73H39ZM88 72V71H87ZM146 72H145V74H143V75H146ZM200 72V71H199ZM43 74V75H40V74ZM141 73V72H140ZM144 73V72H143ZM167 73V72H166ZM201 73V72H200ZM142 74V73H141ZM151 74H155V73H151ZM150 74V76L151 77H154V76H152ZM169 74V73H168ZM201 74H204V73H201ZM256 75H257V73H255ZM261 73L259 72V75H260ZM180 76V75H182L183 76V79L182 80H180V79H178V78H176L177 76ZM255 75V76H256ZM263 75V74H262ZM262 75H260V76H262ZM42 76V77H41ZM70 76V77H69ZM142 76V75H141ZM149 76V75H148ZM156 76V75H155ZM200 76H202V75H200ZM264 76V75H263ZM33 77H34V80H33ZM41 77V78H40ZM67 78L69 79V78H71L70 79V82L67 80ZM146 78V77H145ZM144 78V79H145ZM245 78V77H244ZM262 78V77H261ZM7 79H9V78H7ZM37 79V80H36ZM147 79H148V77H147ZM263 79V78H262ZM146 80V79H145ZM153 80L155 81V84L153 83V84H151V85H155L156 86V89L155 90H159V91H163L164 93H166L167 94V92L169 91V93L171 92V94L173 93L172 91H171V88H170V86H171V82L170 83H168V81L163 77V74L162 75H159L157 78L156 77H154L153 78ZM169 80V79H168ZM259 81V85L261 84L262 86H258V85H256V83ZM51 81V80H50ZM65 81H67L66 82V85L64 84L65 83ZM147 81V80H146ZM179 81L181 82V83H179ZM80 82V81H79ZM84 82H86L85 80H84ZM150 82H151V80H150ZM184 82H186V84H184L185 86H183V84L182 83H184ZM42 83V82H41ZM88 83V81L86 82V84ZM147 83V82H146ZM152 83V82H151ZM241 84H242V81L240 82ZM263 83V82H262ZM136 84V83H135ZM8 85V86H7ZM121 85L122 84H120V88H118V89H121L122 87H121ZM124 85V84H123ZM150 85V86H151ZM7 86V87H6ZM38 86H36V88H35V93H34V99H33V106H35V107H39V106H46V105H48L49 103L46 101V100H48V99H50L51 97H49V98H45L43 101L42 100H40V98L42 99V94H41V96L39 95V88H38ZM89 86V85H88ZM116 86H118V85H116ZM115 86V87H116ZM130 86H134V87H130V89L131 90H133V89H135L136 87V85H130ZM146 86H148V83H147V85ZM173 86V85H172ZM242 86V85H241ZM119 87V86H118ZM154 87V86H153ZM153 87H151L150 89L152 90V88ZM149 87H146V90L148 89ZM174 88V87H173ZM242 88V87H241ZM41 89H42V87H41ZM45 90H47V92L46 93H49V94H55L56 92H58L59 90H61V85L60 84H57V85H50V86H47L46 88H44ZM123 89V88H122ZM129 89V90H130ZM149 89V90H150ZM28 90V89H27ZM82 90V89H81ZM117 90V89H116ZM157 90V91H158ZM231 90H232V92H231ZM236 90V89H235ZM261 90V89H260ZM264 90V89H263ZM117 91H119L120 92V90H117ZM116 91V92H117ZM140 90L139 89H136L135 90V92H134V94L135 93H138ZM238 91V90H237ZM262 91V90H261ZM260 91V92H261ZM62 92H63V90H62ZM131 91H129V93H130ZM150 92V91H149ZM154 92V91H153ZM152 92V93H153ZM236 92V91H235ZM234 92V93H235ZM79 93V94H78ZM87 93V92H86ZM148 93V92H147ZM155 93L157 94V92L155 91ZM163 93V94H164ZM206 93V92H205ZM88 94V93H87ZM113 94V93H112ZM120 94V93H119ZM151 94V93H150ZM193 94V93H192ZM200 94V93H199ZM241 95H242V99H243V94L242 93H240ZM240 94L238 95V96H240ZM259 94V95H258ZM264 94V92L262 91V95ZM64 96L66 95L67 96V93L65 92L64 94H63ZM128 95V94H127ZM130 95V94H129ZM136 95V94H135ZM152 95V94H151ZM150 95V96H151ZM172 95H174V94H172ZM195 96H196V94H194ZM201 96H202V94H200ZM205 95V94H204ZM51 96H53V95H51ZM114 96H115V94H114ZM138 96V95H137ZM136 96V97H137ZM198 96V95H197ZM82 97V96H81ZM152 97H154L153 95H152ZM151 97V98H152ZM156 97V96H155ZM154 97V98H155ZM161 97H163V96H161ZM186 97V96H185ZM187 97H190V96H187ZM186 97V98H187ZM192 97V96H191ZM199 97V96H198ZM150 98V97H149ZM150 98V99H151ZM153 98V99H154ZM204 98V97H203ZM113 99V98H112ZM140 99V98H139ZM156 100L157 99H159V100H161L162 101V99H160V98H155ZM84 100V99H83ZM156 100H154L156 103H159V101L157 102ZM166 100V99H165ZM203 100H205V99H203ZM206 100H208V99H206ZM205 100V101H206ZM87 101V100H86ZM153 101V102H154ZM209 101V100H208ZM228 101V102H227ZM89 102V101H88ZM213 102V103H214ZM232 102V101H231ZM149 103H150V101H149ZM155 103V104H156ZM163 103V102H162ZM83 104H85V102L83 103ZM151 104V103H150ZM212 104V103H211ZM210 104V105H211ZM243 104H244V102H243ZM243 104L241 105L242 107H243ZM154 105V104H153ZM238 105V104H237ZM151 107H154V106H152V104L150 105ZM158 106V105H157ZM156 106V107H157ZM162 106V105H161ZM160 106V107H161ZM172 106V105H171ZM220 106V105H219ZM240 106V105H239ZM150 107V108H151ZM163 107V106H162ZM164 107H165V104H164ZM167 107H169V106H166L165 108H161L162 110H163V112H162V116H160L161 117V120H162V125H158V126H161L162 127V129H163V132L165 133L166 132V130L167 129H170V128H173V127H175V126H177V125H179L180 123H182L181 122V120L183 121V119H180L179 117H177L176 115H174V114H172L171 112H170V110H172V109H177V108H174V107H172V109H170V110H167L168 108ZM86 108V107H85ZM84 108V109H85ZM167 108V109H166ZM170 108V107H169ZM178 108H179V106H178ZM240 108V107H239ZM74 109V108H73ZM80 109V108H79ZM87 109V108H86ZM152 109V108H151ZM180 109V108H179ZM220 109V108H219ZM77 110V109H76ZM133 110V109H132ZM140 110V109H139ZM152 110H154L155 112H157L158 110L157 109H152ZM181 110V109H180ZM82 111V110H81ZM137 110L135 109V111H129V112H125L124 114L122 113L121 115H122V118H121V120L123 119L124 120V124H125V126H123V129L124 130H122L121 132H123V134H130L131 132H135V131H137V129L139 128V126H140V122H141V116H140V114H142L143 115V113H141L140 112V114L138 113V112H136ZM174 111V110H173ZM177 111V110H176ZM175 111V112H176ZM214 111H215V109H214ZM71 112V111H70ZM78 113L80 112L79 110L77 111ZM84 113H81V114H83V116H79L78 118L75 116V114L74 113H72V114H67L68 116L66 117L67 119L68 118H71V120L73 121L72 123L74 124L72 127H70V129L68 130V131H70V133H71V135L70 136H68V137H70L71 139H73V141H72V143H70V145H67L66 146V148L64 147V149L63 150H67L65 153H70V152H81V151H88V150H91V149H96V148H105L104 146L106 145V146H109V144H111L112 143V141H106L104 138H106V137H116V135L118 136V134L117 133H119V132H112L111 130H109V129H107V131H106V129L105 130H103V129H101V127H99L97 124H96V122L95 123H93V124H96V125H91V127H88L87 126V123L85 124V122H86V120H88V118L89 117H91V114H90V112H89V110L87 109V110H84L83 111ZM118 111H116V113H117ZM119 112H120V110H119ZM118 112V113H119ZM122 112V111H121ZM151 112V111H150ZM159 112V111H158ZM158 112H157V114H158ZM160 112V113H161ZM178 112V111H177ZM177 112H176V114H177ZM217 112V111H216ZM78 113H77V115H78ZM115 113V114H116ZM154 112L152 111V113H150V115L151 114H153ZM180 113V112H179ZM211 113V112H210ZM114 114V115H115ZM155 114V113H154ZM205 114V113H204ZM207 114H209V112L207 111ZM212 114V113H211ZM214 114V113H213ZM212 114V115H213ZM216 114V113H215ZM242 114H244V112L243 113H239V116L240 115H242ZM117 115V114H116ZM116 115H115V119H116ZM118 115H120V114H118ZM156 115V114H155ZM206 115V114H205ZM158 116V115H157ZM179 116V115H178ZM183 116V115H182ZM209 116H210V114H209ZM117 117H119V116H117ZM152 116H150V118H151ZM181 117V116H180ZM206 117H208L207 115H206ZM243 117H244V115H243ZM243 117H242V119H243ZM92 118V117H91ZM90 118V119H91ZM120 118H119V121H120ZM154 118V115H153V117H152V119ZM183 118H185L184 116H183ZM86 119V120H85ZM114 119V120H115ZM159 119V118H158ZM186 119V118H185ZM55 121H58L57 119H54ZM154 121H155V119H153ZM152 120V121H153ZM156 120H157V118H156ZM192 120V119H191ZM191 120H190V123H191ZM55 121H53V120H44V122L40 125V124H33V127L34 128H39L40 126H43L44 128H46V130L49 128V126H50V133H51V135H53V134H56L57 136H59L57 133H56V130L58 129V126H57V123L55 122ZM89 121V120H88ZM93 121V120H92ZM117 121H118V119H117ZM119 121H118V123H119ZM153 121V122H154ZM158 121L159 120H157V123H158ZM185 121V120H184ZM193 121V120H192ZM186 122V121H185ZM188 122H189V120H188ZM187 122V123H188ZM121 123H123V122H121L120 121V124ZM143 123V122H142ZM141 123V124H142ZM150 123V122H149ZM179 123V124H178ZM187 123H185L186 125H188ZM231 123V122H230ZM123 124V125H124ZM183 124V123H182ZM194 124V123H193ZM32 125V124H31ZM115 125H117V124H115ZM114 125V126H115ZM144 125V124H143ZM228 125H230V124H228ZM156 126V125H155ZM158 126H157V128H158ZM235 126V125H234ZM233 126V127H234ZM32 127V128H33ZM104 127V126H103ZM177 127H181V126H177ZM232 127V128H233ZM238 127V126H237ZM33 128V129H34ZM37 128V129H38ZM42 128V127H41ZM114 128V127H113ZM117 128H119V125H118V127ZM117 128H115V129H117ZM140 128H141V126H140ZM139 128V129H140ZM187 128H188V126H187ZM142 129V128H141ZM155 129V128H154ZM153 129V130H154ZM239 129V128H238ZM238 129H236V128H234V130L236 131V132H238ZM156 130V129H155ZM45 131V130H44ZM52 131H53V133H52ZM72 131V132H71ZM157 131H158V129H157ZM233 131V130H232ZM240 131V130H239ZM120 132V135L122 134ZM139 132V131H138ZM137 132V133H138ZM1 133V132H0ZM32 133H33V131H32ZM45 133V132H44ZM97 133V135L99 134V136H100V138L101 139H99V137H98V139L96 138V139H94L93 140V138H95V137H93L92 138V140L91 141H89L88 139L89 138H91V134H96ZM3 134V133H2ZM135 134V133H134ZM33 134H31V136H32ZM43 135V134H42ZM68 135H69V132H68ZM131 135H133V133L131 134ZM28 136H29V134H28ZM90 136V137H89ZM105 136V137H104ZM125 136H127V135H125ZM171 136V135H170ZM173 136V135H172ZM30 137V136H29ZM28 137V140L26 141V142H28L29 140H31L30 138ZM36 137V136H35ZM46 137V140L48 141V137L47 136H43V139ZM135 137V136H134ZM180 137V136H179ZM182 137V136H181ZM34 138V137H33ZM36 139H39V138H37L36 137ZM123 139V138H122ZM46 140H44V141H46ZM140 140H141V138H140ZM139 140V141H140ZM142 140H144V139H142ZM146 140V139H145ZM144 140V141H145ZM258 140V139H257ZM38 140H36L35 141V139H34V142L36 143ZM133 141V140H132ZM136 141V140H135ZM135 141H133L134 143H135ZM143 141V142H144ZM255 141V140H254ZM30 142H32V141H30ZM30 142H29V144H30ZM39 142V141H38ZM37 142V143H38ZM128 142V141H127ZM131 142V141H130ZM142 142V143H143ZM147 142H148V140H147ZM241 142V141H240ZM33 143V142H32ZM31 143V145H33ZM36 143V144H37ZM122 143H124V142H122ZM122 143L121 142H113L111 145L112 146H115V145H117V147L121 144L122 145ZM137 144H138V142H136ZM239 143V141L237 142V141H234V142H229V143H227V144H218V145H214L215 147H213L212 145V147L209 145V146H206V147H204V146H202V147H195V148H191V150L189 149V153H185V152H181V153H177V154H172V157H170V158H167V159H165V158H163V155L162 154H156V158H158V156H159V158H158V161H162V162H160V163H158V164H162L163 165V163H165L164 165H165V167H164V165H163V172H161L162 174H161V184H160V186L165 190V193H166V195H167V197L168 198H171L172 196H173V192H175V191H177V190H175V183L177 182L176 180L178 179H180V178H182V177H184V178H187L188 176H191L190 178H188L185 182H179L180 183V187H186V188H183V189H181V190H179V191H188V190H185V189H188L190 186H192L194 183H196V184H194V185H198L202 180V177H200L201 175H204V171L206 170L205 168H208V170H207V175H204V176H208L209 178H208V180H211V179H215V178H218V176L222 173V172H225V171H222V169H225L224 167H223V165H221L223 168H221V166H220V164H222V162L221 161H218L219 160V156H222V155H224V157L226 156V154H230L231 152H232V147H235V145H236V147L238 146L237 144ZM45 144V143H44ZM113 144H115V145H113ZM125 144V143H124ZM123 144V145H124ZM139 144H141V143H139ZM120 145V146H121ZM126 145H128V144H126ZM130 145H131V143H130ZM241 145V144H240ZM248 144H246L245 146L248 148V146H247ZM34 146V147H33ZM33 146H28V148L30 147H33V149L31 148H24V149H26L22 154H19L18 152H17V154L18 155H20L21 157L22 156H24V158H25V156L27 155V154H34V155H36V156H40V154H46V153H48V155H49V153L50 154H52V155H56V154H59L60 152L62 153V151H58L59 149H52L51 147H49V149H48V151H39V150H37L36 151V149L38 148H35V145H33ZM39 146V145H38ZM139 146V145H138ZM27 147V146H26ZM111 147V146H110ZM116 147V146H115ZM204 147V148H203ZM239 148H240V146H238ZM242 147H243V145H242ZM250 147L251 146H249V149H250ZM254 147V146H253ZM16 148V147H15ZM91 148V149H90ZM257 148V151L258 150H262L261 148H259V147H256ZM18 149V148H17ZM174 149V148H173ZM175 149H178V151H179V148H175ZM0 150H1V148H0ZM13 150V149H12ZM69 150V151H68ZM182 150V149H181ZM180 150V151H181ZM186 150H188V149H186ZM238 150H240V149H238ZM245 150H246V148H245ZM6 151V150H5ZM20 151H22V150H20ZM19 151V152H20ZM172 151V150H171ZM179 151V152H180ZM244 151V150H243ZM255 151V152H254ZM253 151V155H252V158H254V160H253V162H255L256 160H257V162L256 163H253L254 165H251V164H247V165H250V168H245V169H247L246 171L248 172V176L246 177V178H249V179H251L252 181H254V184L252 185V186H255V187H257V190H256V188H254L255 189V191L254 190H251V191H254V192H256V191H259V195H254L253 193H250V195H254V196H256V197H254V204H256L257 202H258V200L260 201L261 200V198H263V196L262 195H260L261 193H260V191L262 192L263 191V189L264 188H262L261 190L259 189V188H261V186L264 184V157L261 159H259V161H258V158L262 155L263 156V152H262V154H258L257 152H256V150H254ZM263 151V150H262ZM16 152V151H15ZM64 152V151H63ZM175 152V151H174ZM1 153V152H0ZM24 153H26V154H24ZM60 153V154H61ZM244 153H245V151H244ZM16 154V153H15ZM14 154V156H16ZM139 154V153H138ZM242 154H243V152H242ZM246 154H247V152H246ZM64 155V154H63ZM137 155V154H136ZM136 155H131V156H136ZM148 155V154H147ZM147 155L145 156V153L143 154H139V155H137V157L136 158H132L131 156H129V157H125V158H122V157H118V156H113V157H107V158H103V157H97V158H91V159H84V160H81L80 159V161H76L75 159V161L73 160H71L72 162H70V160H69V162H65V164L66 165H69V166H67L68 168H66L65 169V167H66V165L63 167L62 166V171L65 169L66 171H65V173H66V177H70L69 178V180H71L72 179V181H77V180H79V183L78 184H80V182L83 184V185H81V187L83 188V190H96V189H98V188H101V186L102 185H106L107 184V182H108V180H112L111 178L112 177H116L117 175V178L119 177L120 178V180L119 181H122L121 180V174L124 176V174L125 173H129V171H127L125 168H127V167H129L130 168V166L131 167H135L137 164L139 165V164H144V163H147V161H148V159L149 158H147ZM158 155V156H157ZM245 155V154H244ZM244 155H241L240 153H234V152H232V154L230 155V160H231V162H229V163H233V164H230V165H228V164H226V166L230 169V170H232V169H239V167L241 166V165H243V164H241V162H243L242 161V159H241V156L242 157H244ZM180 156V157H179ZM229 156V155H228ZM227 156V157H228ZM11 158H12V156H10ZM28 157H29V155H28ZM31 157V156H30ZM34 157V156H33ZM153 157H154V155H153ZM153 157H150V159H149V161L148 162H150V163H152V161L154 160V158ZM251 156H249L248 158H250ZM13 158H15V157H13ZM37 158V157H36ZM90 158V157H89ZM151 158H153V159H151ZM229 158V157H228ZM218 159V160H217ZM223 159V158H222ZM246 159H247V157H246ZM251 159V158H250ZM3 161H4V159H2ZM7 160H9L10 161V159L9 158H7ZM6 159H5V163H6V161H7ZM21 160V158H19L18 160H17V162L18 161H20ZM226 160H228V161H230L229 159H227L226 158ZM224 161V162H227V161ZM3 161H1V165H0V177L1 176H3V175H5V174H7V172L8 171H18L19 173H27V167L25 166H21V167H17V169L15 168V167H13V165L11 166L10 164L11 163H9V162H7V164L8 165H5L4 166V162ZM12 161V160H11ZM14 161H16V160H14ZM155 161H157V159L155 160ZM249 161V160H248ZM252 161V160H251ZM3 162V163H2ZM58 162H59V159H58ZM172 162H173V164H172ZM223 162V163H224ZM238 162V163H237ZM245 162V161H244ZM168 163H170V165L168 164ZM252 163V162H251ZM2 164H3V166H2ZM14 164V163H13ZM15 164H17V163H15ZM63 164V163H62ZM166 164H168L167 166H166ZM64 165V164H63ZM133 165V166H132ZM145 165V164H144ZM148 165H149V163H148ZM8 166H11V167H8ZM140 166V165H139ZM146 166V165H145ZM149 166H152L151 164L149 165ZM161 166V165H160ZM219 166H220V168H221V170L219 171ZM225 166V165H224ZM230 166V167H229ZM244 166H246V165H244ZM131 168L130 170H132V169H134V170H138V168H137V166L135 167V168H137V169H135V168ZM141 168L142 167H144V166H140ZM147 167V166H146ZM146 167H144V169H146ZM15 168V169H14ZM150 167H147V169L146 170H149L150 171V174H151V168L149 169ZM158 168H161V167H159L158 166ZM242 169H243V167H241ZM53 169V168H52ZM51 169V170H52ZM127 171H125V170ZM162 169V168H161ZM205 169V170H204ZM50 170V171H51ZM54 170H56V169H54ZM69 170V171H68ZM124 170V171H123ZM134 170H132V171H134ZM145 170V171H146ZM171 170H173V171H171ZM228 170V169H227ZM229 170V171H230ZM39 171H40V169H39ZM49 171V172H50ZM57 171V170H56ZM56 171H52V172H55V173H53V175H52V172L50 173V175H52L51 176V178H52V180L54 181L53 183L55 184H53L54 185V187L56 188V192H57V194L59 195V196H61V197H63V200H64V207H65V210H66V212H67V214H68V218L71 220V219H73V217H74V211H75V209H76V204H75V202H74V199L73 198H71V195L69 194V190L71 189L70 187L72 186V183H74V182H69L68 180H66V179H61V175H59V173H57ZM62 171H60L61 173H62ZM123 171V172H122ZM130 172V173H134V172H136V171H134V172ZM139 171V173L141 172V174H140V176L142 175L143 176V171L144 170H142V171H140V170H138ZM148 171V172H149ZM234 171V170H233ZM239 171V170H238ZM125 172V173H124ZM228 172V171H227ZM239 172H241V171H239ZM129 173V174H130ZM143 173V174H142ZM232 173V172H231ZM2 174V175H1ZM63 174V173H62ZM69 174V175H68ZM137 174V176H135L134 174H131V177L132 176H135L136 178H132V179H135V180H137V178H139L138 176V173H136ZM224 174H226V172L224 173ZM245 174V175H246ZM128 175V174H127ZM152 175V174H151ZM33 177H30L29 178V181L27 182L28 184H26V185H24L25 187H22V191L20 192V194L18 195V193L17 194H13V193H8V192H6V191H0V219H2V221L4 222V224H5V228H6V231H4L2 234V239H3V242H2V244H0V264H27L24 260H22L21 259V256L24 254V251H25V242L22 240L23 238H24V232H23V229L19 226V224H14L13 223V220H14V215H13V211H14V208H15V206H16V204L17 203H19V202H22L21 201V197L23 198H25V199H27V200H30V199H36V198H40L43 194V179H42V175H32ZM63 176V178H66L64 175H62ZM71 176H72V178H71ZM154 176V175H153ZM223 176V175H222ZM37 178V179H35V178ZM126 177H128V176H126ZM148 179H152V178H150V177H148V176H146ZM152 177V176H151ZM199 177V178H198ZM107 178H110V179H107ZM125 178V176L123 177V179ZM205 178V177H204ZM207 178V177H206ZM245 178V179H246ZM252 178H254V179H252ZM143 179V178H142ZM144 179H145V174H144ZM148 179H146V180H148ZM105 180H107V181H105ZM131 180V179H130ZM135 180H133L134 182H135ZM159 180V179H158ZM6 181H8L7 180V176L4 178V177H2L1 178V180H0V187L2 186L3 187V189H0V190H4V187H5V185H6ZM105 181V182H104ZM119 181L116 179L115 180V178H113V180L112 181H109L110 183L108 184V185H110L111 184V186L112 187H118V184H119ZM132 181V180H131ZM153 181V180H152ZM151 181V182H152ZM176 181V182H175ZM9 182V181H8ZM43 182V183H42ZM147 182V181H146ZM246 182V181H245ZM248 182V181H247ZM12 183V182H11ZM40 183H42V185H41V187H40ZM76 183V182H75ZM105 183V184H104ZM129 183V182H128ZM136 184H138L137 183V181L135 182ZM149 183V182H148ZM154 183V182H153ZM178 183V182H177ZM13 184V183H12ZM122 184V183H121ZM124 188L125 187H129V186H127L128 184H126V186H125V181H124ZM123 184L121 185V186H123ZM155 184V183H154ZM159 184V183H158ZM237 184V183H236ZM239 184H240V182H239ZM252 184V183H251ZM75 185V184H74ZM120 185V184H119ZM131 185H134V184H131ZM139 185V184H138ZM141 185V184H140ZM151 185V184H150ZM225 185V184H224ZM76 186V185H75ZM75 186H72V187H75ZM78 186V185H77ZM110 186V187H111ZM135 186V185H134ZM143 186V185H142ZM207 186V185H206ZM152 187V190H140L138 187H134L132 190H126V188L125 189H123L124 191H123V193H122V190H121V194H119L120 192H118V193H116L117 192V190H111V191H114V194L112 193V194H110V195H107V194H105V193H101V192H98V193H101V194H99V195H96V194H98V193H96L95 195H93V196H90V198L89 199H87V206H86V209L84 210V212L82 213V215H88V214H91V213H96V212H99L100 213V211H102L103 209L102 208H107V209H109V208H112V206H114V205H116L115 207H124V206H129V205H131V204H133L134 202H137V201H139V200H143V201H148V202H150V203H153V202H156V201H159L158 199H154V198H152V197H149V198H147L146 196L149 194V195H153V194H156L157 193V191H159V190H155L154 188H153V185L151 186ZM155 187V186H154ZM102 188H103V186H102ZM104 188H106V187H104ZM107 188H108V186H107ZM118 189V188H117ZM143 189V188H142ZM151 189V188H150ZM108 190V189H107ZM116 191V192H115ZM110 192V190H108V193ZM248 192V191H247ZM246 192V193H247ZM16 193V192H15ZM111 193V192H110ZM116 193V194H115ZM176 193H178V192H176ZM231 192H229V194H230ZM70 196H69V195ZM180 194V193H179ZM179 194H177V195H179ZM203 193H201V192H199V193H197V195H193V194H190V195H187L186 197H185V199H187V197H189L190 198V200L188 201V204H190L191 206H195V203L196 204H199V201H200V206L201 205H203V202H204V200L202 199V197H203V195H202ZM232 194V193H231ZM248 194V193H247ZM246 194V195H247ZM262 194H264L263 192H262ZM16 195V196H15ZM69 197H68V196ZM245 195V196H246ZM146 197V198H145ZM252 197V196H251ZM247 198V200L248 199H250L249 197H246ZM150 199H153V200H150ZM238 200H236V201H241V202H244L245 201V199L243 198V199H240V198H237ZM169 200V199H168ZM18 201V202H17ZM23 201H25V200H23ZM91 201V202H90ZM230 201H232V197H228V200L226 199V198H222V199H216L215 201H214V203H213V205L211 206V208L209 209V208H207L206 210H198V213H197V216L195 217V220L197 219V223H193V227H194V231L196 232V234H188V232H184V231H181V230H175V231H173V234H175L176 235V237H180V239H172L171 237H172V233H171V231H166V224H168V221H167V219L166 218H164V216L162 215V211H163V207H164V204L162 203V202H164V201H161V203H162V207H161V216L159 217V218H163L164 219V222H163V224H164V228H163V232H165V240L163 241V243H161V244H157L158 246H160V250L157 252V253H155V254H153L154 253V249H153V247L151 248V251L152 252H150L153 256H155V255H162L163 253L164 254H166V257H165V261H170V262H174V261H172V260H170L169 259V257L172 255L173 257H177V254L179 253V250L178 251H175L174 249H173V247L171 248V247H168V245H167V243L168 242H170L171 243V245L172 246H174V247H176V248H181L180 246H182L183 244H189V243H193V242H195L194 244H191L190 245V248L188 249L189 251H193V250H195L196 252H202L203 251V247L202 246H204L205 245V249H206V247H207V245H208V243L209 242H211V243H213L212 241H209V242H206L205 240H203L202 241V238L203 237H205V236H208L209 234H207L206 232H205V230L207 231V232H209V231H211V230H209V229H211V227L214 229L213 231H212V233L213 232H217V230L218 229H221V228H223V227H225L226 225H229L228 224V221H230V222H233V221H236V217H234V216H230L229 217V219H227V220H225L226 218H228L227 216L228 215H225L224 214V212H223V209H224V205L225 204H231L232 205V203H227V202H230ZM16 202V203H15ZM221 202H225V203H222L221 205H219V206H216V205H218L219 203H221ZM14 203H15V205H14ZM262 203V202H261ZM204 204H206V203H204ZM262 205V204H261ZM14 206V207H13ZM190 206V207H191ZM215 206V207H214ZM13 207V208H12ZM256 207L258 208V203H257V205H256ZM263 208H264V206H263ZM262 208V209H263ZM188 210V211H187ZM186 213V214H188V215H190V213H192L193 212V210H191V209H184L182 212H180L181 214L182 213ZM180 213H177V214H175V216L179 219L177 222H175L174 223V225L175 226H178V225H182V218H181V214ZM80 214V213H79ZM183 215V214H182ZM212 220V219H214V220H218V221H215V222H208L209 220ZM188 221V220H187ZM223 221V222H222ZM12 225V226H11ZM195 225V226H194ZM12 228V229H11ZM208 228V229H207ZM211 233V234H212ZM167 235H169V236H171L170 238H167ZM195 236H196V238H198V239H200V240H196L195 239ZM19 238H20V240H19ZM210 238H208L207 240H209ZM211 240V239H210ZM178 242H181V243H179L178 244ZM165 245L169 248H166L165 247ZM210 246V245H209ZM210 248V247H209ZM184 249V248H183ZM169 250V251H168ZM182 250V249H181ZM178 252V253H177ZM208 252V251H207ZM181 253V252H180ZM192 254H193V252H192ZM191 257V256H190ZM192 258H193V255H192ZM207 258V257H206ZM154 259V258H153ZM173 260H177V259H173ZM204 260V259H203ZM192 261H194V259L192 260V259H189V257L188 256H185L184 258H183V262H182V264H194V263H192ZM205 262H207V259L205 260ZM173 264V263H172Z\"/></svg>",
  "mask_w": 264,
  "mask_h": 264
},
{
  "label": "built area",
  "instance_id": "3",
  "mask_svg": "<svg viewBox=\"0 0 264 264\" xmlns=\"http://www.w3.org/2000/svg\"><path fill=\"white\" fill-rule=\"evenodd\" d=\"M11 1L0 0V6H6ZM22 1L21 5L27 0ZM52 1L31 0L33 6L27 12L28 16H24L21 21L23 34L8 39L5 47H0V82L8 81L7 90L17 78L23 76L25 80V75L30 73L28 68L33 64L41 40L36 13L51 15L54 7L58 6L52 5ZM208 1L215 7L213 12H218L215 15L226 10L222 0ZM223 1L242 3L245 6L250 4L256 21L264 14V0ZM217 3L222 6H216ZM258 45H255V56L261 62L258 61L257 64L262 66L264 55L263 51H259ZM135 82L136 80L132 81ZM4 89L5 87L0 89V94L7 91ZM257 147L263 150L264 143ZM42 194L40 198L17 203L13 211V223L19 224L24 232L22 240L25 242V251L21 259L27 264H165L166 254L153 256L150 253L154 245L165 240L164 227L162 228L164 219L159 218L162 207L160 200L153 203L138 201L129 206L81 215L70 220L63 197L57 194L51 182L43 183ZM190 206L183 205L178 213L185 207L191 210L199 208L198 205ZM182 214L184 221L192 219L189 216H197V213ZM194 220L192 219L193 222Z\"/></svg>",
  "mask_w": 264,
  "mask_h": 264
},
{
  "label": "crops",
  "instance_id": "4",
  "mask_svg": "<svg viewBox=\"0 0 264 264\" xmlns=\"http://www.w3.org/2000/svg\"><path fill=\"white\" fill-rule=\"evenodd\" d=\"M227 264H264V226L252 235L248 246L230 254Z\"/></svg>",
  "mask_w": 264,
  "mask_h": 264
}]
</instances>
